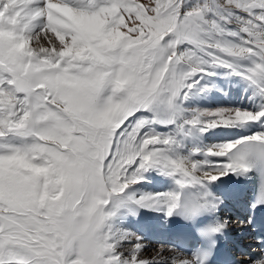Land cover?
Segmentation results:
<instances>
[{
    "label": "snow or ice",
    "instance_id": "1",
    "mask_svg": "<svg viewBox=\"0 0 264 264\" xmlns=\"http://www.w3.org/2000/svg\"><path fill=\"white\" fill-rule=\"evenodd\" d=\"M219 67L264 99V0H0V264H212L229 225L196 226L224 203L211 186L255 170L251 208L264 205V104L183 116ZM218 127L251 134L181 154ZM151 170L174 187L136 206L188 221L201 247L161 244L149 258L142 236L113 232ZM246 257L264 264V247Z\"/></svg>",
    "mask_w": 264,
    "mask_h": 264
},
{
    "label": "bare ground",
    "instance_id": "2",
    "mask_svg": "<svg viewBox=\"0 0 264 264\" xmlns=\"http://www.w3.org/2000/svg\"><path fill=\"white\" fill-rule=\"evenodd\" d=\"M229 28L235 29V25H229ZM217 69H219L218 72L221 71L223 74L220 73L216 74L215 76L224 75L228 78V80L225 81V83L214 84L211 87H209V85L211 84V82H209L207 91L205 92L204 90L205 93H202V95L199 93L200 95L197 94V96L194 97V101L196 104L204 107L205 105L199 103V101L203 98L205 99L206 97H208V100L213 103H215L216 101L219 102V100L226 101L228 105L227 108H246L250 111L257 109L261 104H264V99L255 94L254 88L251 87L247 82L242 80L240 77L229 75L228 69L222 67ZM217 69H214V71L216 72ZM217 78L220 79V77ZM204 82L207 83V80H205ZM245 91H248V94L246 93L247 97L245 95ZM193 95L194 93L192 94V96ZM186 113L188 114V112ZM191 117L192 115H184V118L190 119ZM174 128H172L170 131L173 132ZM247 134H251L247 128L218 127L210 129L204 133H199L197 129L195 130V135H190L186 139H184V148H182L181 154L187 156L195 148L207 150L208 146L226 142L228 140H235L238 139L241 135ZM196 136H199L200 138L196 139ZM187 145H189V149L186 148ZM196 158L202 159L203 157L197 156ZM144 175V180H142L138 184L131 185V189H127L128 191L125 195L133 197V199H126L116 214V216H121L120 220H122L123 224H125L122 232L135 233L138 236L141 235L144 239L145 244L147 245L149 252L155 247L159 246H154V243L152 244V242H160L161 244L171 245L175 247L172 239V232L176 230L175 226L172 225L173 217L170 219H165V216L162 212L152 211L147 208H139L134 202L135 199H138L139 196L144 193L168 191L174 187V183L170 177L162 175L157 170H151L149 172H146ZM248 176L250 178H246L244 176H241L239 178L234 176L225 177L211 186L212 191L216 195H223L225 197L224 203L220 206L218 212L213 216L214 220L218 216L221 221H228L229 226L222 234L226 239H228V242L233 248L235 243H239L243 246L252 243V240L250 238L252 234L251 227L247 226L244 228H240L237 226L238 222L232 224L231 216L235 214L232 212L230 213L227 209L229 203L235 205L234 200H240V203L242 204L247 200H250L254 190V183L253 176L250 174H248ZM140 186L142 189L139 188ZM243 200L245 202H243ZM157 213H160L161 215H158ZM240 213L246 216V209L241 208L238 215H240ZM128 216H132V219L134 221L131 219V217L129 218ZM238 217L240 216L236 215L235 218ZM146 256L149 257V255ZM244 259H247L246 255L242 256V264H246Z\"/></svg>",
    "mask_w": 264,
    "mask_h": 264
},
{
    "label": "rangeland",
    "instance_id": "3",
    "mask_svg": "<svg viewBox=\"0 0 264 264\" xmlns=\"http://www.w3.org/2000/svg\"><path fill=\"white\" fill-rule=\"evenodd\" d=\"M138 2H140V3H144L145 2V0H138ZM189 2L190 3H193L194 2V0H189ZM220 68V67H219ZM217 69V68H216ZM218 70L219 69H217L216 70V74H223L221 71H219L218 72ZM217 77H220V79L219 78H217ZM197 79H198V77H197ZM205 80H207V83L206 82H204ZM228 80V78L226 77V76H224V75H221V76H211V77H205V79H202V80H200V83L195 87V88H193L192 90H191V93L189 94V99H187L186 101H183L182 102V107H183V109L184 110H187V111H184V113H183V116L184 115H193L196 111H202V110H215V109H220V108H227V102L226 101H222V100H219V102H215V103H213V102H211V101H209L208 99V97H206L205 99L203 98L202 100H200L199 101V103H201V104H204L205 106L204 107H201L199 104H196L195 103V101H194V97L195 96H197V94H201L202 95V93H205L207 90H205V92H204V90H202V89H204L205 88V86H208V83L209 82H211V84L209 85V87H211L212 85H214V84H221V83H225V81H227ZM206 83V84H205ZM199 89H201V90H199ZM207 89H208V87H207ZM195 92H196V94H195ZM194 93V95L192 96V94ZM248 94V91H245V95H246V97H247V94ZM199 94V95H200ZM205 95H207V94H205ZM199 106V107H198ZM186 112H188V114L186 113ZM193 112V113H192ZM192 113V114H191ZM147 115V114H146ZM171 126V127H170ZM156 128H155V130L157 131V132H160V133H162V131H163V133H170L171 131V129L172 128H174V125H161V124H157L156 126H155ZM187 127H189V126H187ZM162 130V131H161ZM199 139L200 137L199 136H196V139ZM184 148V147H183ZM186 148H188L189 149V145H187V147ZM181 151H182V149H181ZM140 189H142L141 188V186L139 187ZM129 189H131L130 187H129ZM128 189V190H129ZM144 189V188H143ZM128 190H126V192L128 191ZM126 192H125V194H126ZM122 206V205H121ZM233 210H234V208H232ZM231 209V207H229V212H230V210H232ZM158 215L160 214V213H157ZM161 215V214H160ZM116 216V215H115ZM113 217L112 218V220H111V224H112V229H113V232L115 233V234H117V235H119V233H121L122 231H123V229H124V225L125 224H123V221L122 220H120L121 219V216H119V215H117L116 217ZM129 218L131 217V219H132V216H128ZM119 218V219H118ZM231 218H232V221H231V223L232 224H234V223H236V222H238L236 219H234V216H231ZM133 220V219H132ZM134 221V220H133ZM132 221V222H133ZM120 223V224H119ZM122 228V229H121ZM121 229V230H120ZM120 231V232H119ZM140 235V234H139ZM141 236V235H140ZM128 241H124L123 242V244L124 245H128ZM154 243V246H158V245H160V243H158V242H152V244ZM146 251H148V248H146ZM145 255H149V257H150V255H152V253H150V252H148V253H145Z\"/></svg>",
    "mask_w": 264,
    "mask_h": 264
}]
</instances>
